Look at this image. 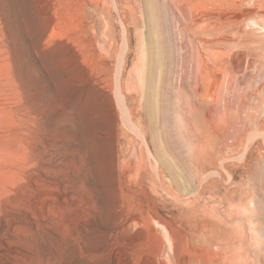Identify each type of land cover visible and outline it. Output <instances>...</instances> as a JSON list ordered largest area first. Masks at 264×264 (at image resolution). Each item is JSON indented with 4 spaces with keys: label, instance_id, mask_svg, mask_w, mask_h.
<instances>
[{
    "label": "rangeland",
    "instance_id": "374dc122",
    "mask_svg": "<svg viewBox=\"0 0 264 264\" xmlns=\"http://www.w3.org/2000/svg\"><path fill=\"white\" fill-rule=\"evenodd\" d=\"M0 264H264V0H0Z\"/></svg>",
    "mask_w": 264,
    "mask_h": 264
},
{
    "label": "bare ground",
    "instance_id": "6f19581e",
    "mask_svg": "<svg viewBox=\"0 0 264 264\" xmlns=\"http://www.w3.org/2000/svg\"><path fill=\"white\" fill-rule=\"evenodd\" d=\"M202 69V68H201ZM200 81V80H199ZM233 84V83H232ZM195 88V87H194ZM231 89V88H230ZM118 91V90H117ZM206 141V140H205ZM203 145V144H202ZM160 190V189H159ZM147 196V195H146ZM192 210V209H191ZM163 223V222H162ZM125 226V225H124ZM121 227V226H120Z\"/></svg>",
    "mask_w": 264,
    "mask_h": 264
}]
</instances>
